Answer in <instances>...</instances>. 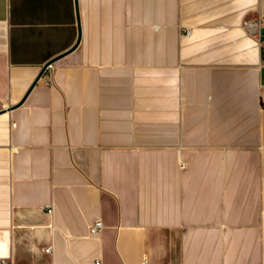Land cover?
Instances as JSON below:
<instances>
[{"label": "crops", "instance_id": "1", "mask_svg": "<svg viewBox=\"0 0 264 264\" xmlns=\"http://www.w3.org/2000/svg\"><path fill=\"white\" fill-rule=\"evenodd\" d=\"M145 259L264 264V0H0V264Z\"/></svg>", "mask_w": 264, "mask_h": 264}, {"label": "built area", "instance_id": "2", "mask_svg": "<svg viewBox=\"0 0 264 264\" xmlns=\"http://www.w3.org/2000/svg\"><path fill=\"white\" fill-rule=\"evenodd\" d=\"M103 227V223L101 220H97L90 228V231L92 233H97L99 232ZM47 251H50V248L46 249ZM3 264H8L6 261H3ZM94 264H102L99 260H97ZM138 264H151L148 260H143L142 262Z\"/></svg>", "mask_w": 264, "mask_h": 264}, {"label": "water", "instance_id": "3", "mask_svg": "<svg viewBox=\"0 0 264 264\" xmlns=\"http://www.w3.org/2000/svg\"><path fill=\"white\" fill-rule=\"evenodd\" d=\"M256 25H257V23H251V26H254V27H255ZM51 63H52V62H49L48 64H46V65L42 68V70H41L39 76L37 77V79L35 80V82H34L33 85L36 84V82L38 81V79H39V78L44 74V72L49 68V66L51 65Z\"/></svg>", "mask_w": 264, "mask_h": 264}]
</instances>
